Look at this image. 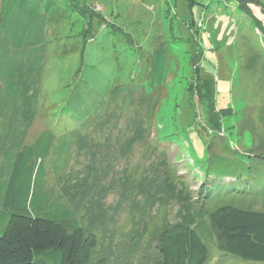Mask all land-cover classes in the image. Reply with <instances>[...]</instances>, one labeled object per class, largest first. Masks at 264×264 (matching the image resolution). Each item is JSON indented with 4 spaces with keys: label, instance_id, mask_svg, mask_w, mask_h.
I'll use <instances>...</instances> for the list:
<instances>
[{
    "label": "rangeland",
    "instance_id": "374dc122",
    "mask_svg": "<svg viewBox=\"0 0 264 264\" xmlns=\"http://www.w3.org/2000/svg\"><path fill=\"white\" fill-rule=\"evenodd\" d=\"M228 3L0 0V210L17 150L48 128V182L97 234L90 264H154L174 223L201 235L203 264H264L209 223L264 211V32Z\"/></svg>",
    "mask_w": 264,
    "mask_h": 264
},
{
    "label": "trees",
    "instance_id": "16d2710c",
    "mask_svg": "<svg viewBox=\"0 0 264 264\" xmlns=\"http://www.w3.org/2000/svg\"><path fill=\"white\" fill-rule=\"evenodd\" d=\"M224 1L228 7L229 1L236 3L264 32V22L252 9L254 4L264 13L262 2ZM58 141L50 129H42L16 152L0 210V264L91 263L97 234L84 230L76 207L48 182ZM89 164L85 167L93 168ZM200 190L201 200L196 202L203 209L212 189L202 182ZM209 223L220 250L244 260L264 261V211L222 205L210 212ZM156 248L154 264H203L208 257L201 235L185 223L161 229ZM92 264H107V259L99 257Z\"/></svg>",
    "mask_w": 264,
    "mask_h": 264
},
{
    "label": "crops",
    "instance_id": "0c3cea01",
    "mask_svg": "<svg viewBox=\"0 0 264 264\" xmlns=\"http://www.w3.org/2000/svg\"><path fill=\"white\" fill-rule=\"evenodd\" d=\"M252 7H254V6H252ZM256 7H254V9H255ZM253 9V8H252ZM256 10V12H254L256 15H257V17H264V13L262 12V11H260L258 8H256L255 9ZM255 10H253V11H255ZM261 19V18H260ZM89 170V169H88ZM166 177V176H165ZM195 228V227H194ZM197 231V230H196ZM204 241V240H203Z\"/></svg>",
    "mask_w": 264,
    "mask_h": 264
}]
</instances>
